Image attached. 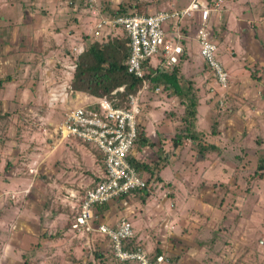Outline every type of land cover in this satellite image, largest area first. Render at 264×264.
<instances>
[{
	"label": "rangeland",
	"instance_id": "374dc122",
	"mask_svg": "<svg viewBox=\"0 0 264 264\" xmlns=\"http://www.w3.org/2000/svg\"><path fill=\"white\" fill-rule=\"evenodd\" d=\"M0 1V14L20 12L10 1ZM189 1L95 0L104 15L111 14L106 11L118 5L127 12L150 14L179 8ZM83 3L50 0L30 9L26 1L22 13L47 14L51 20L46 30L59 33L43 47L40 44L44 39L35 40L40 46L32 48L28 61L45 60L54 50L53 62L42 73L33 68L35 65L29 70L25 66L22 72L0 69V78L5 73L14 76L0 81V113H6L0 118V264H127L113 257L106 239L96 232L69 228L76 206H72L74 201L69 203L67 191H80L79 186H91L98 179L93 171L97 152L77 140L51 151L50 141L46 140L64 108L45 105L46 91L58 78L60 63L71 59L63 50L79 42L87 45L108 38L92 36L93 16ZM220 8L221 3L215 12ZM214 18L211 16V20ZM211 20L210 33L216 36ZM180 25L193 30L196 23L185 20ZM116 35L122 34L118 31ZM3 41L7 42V37ZM230 49L235 51V47ZM214 56L225 70L223 46L216 48ZM244 58L236 53V73L229 75L223 92L213 83L200 57L198 64L188 61L179 65V73L192 83L197 99L202 94L199 105L208 104L210 109L202 118L204 110L199 107L200 117L195 118L196 129L215 146L203 155L189 139H182L173 151L169 140L183 125L179 121L184 106L160 89H142L139 103L155 104L157 114L163 110L172 133L162 148L158 147L157 155L150 149L143 158L155 163L150 166V175H142L145 197L129 194L117 203L112 198L107 216L102 220L92 218V223L112 225L121 218L128 220L132 223L133 243L150 256L159 251L161 264H264V171L255 169L257 157L264 152V87L255 78L261 73L259 67ZM164 165L165 174L158 175ZM10 190L17 191L14 198L6 192Z\"/></svg>",
	"mask_w": 264,
	"mask_h": 264
},
{
	"label": "built area",
	"instance_id": "2783aa9c",
	"mask_svg": "<svg viewBox=\"0 0 264 264\" xmlns=\"http://www.w3.org/2000/svg\"><path fill=\"white\" fill-rule=\"evenodd\" d=\"M221 0H190L179 8L159 9L146 14H107L100 12L95 0H84L83 6L93 16L91 34L93 37L120 29L127 37L129 53L125 61L126 71L141 79V86L134 95H127V106H114L106 96H86L85 101L73 102L74 92L70 80L74 69L72 58L60 64L57 81L48 87L45 100L46 107L59 108L64 105L60 119L50 130L58 141L77 140L93 145L100 154L98 179L91 186H79L80 191L69 190L66 197L69 203L74 201L76 212L69 228L77 232L94 231L104 237L110 246L113 257L119 263L127 264H161L162 256L156 255L153 260L146 257L141 247L124 248L123 242L132 236L131 223L119 219L113 226L98 223L92 225V208L95 204L107 202L121 193L145 187V180L138 176L129 165L126 155L130 153L135 139L136 116L139 111V97L142 89L148 87L143 79L141 64L155 57L156 66L168 68L178 62L181 54L179 41L182 37L181 23L197 15L193 39L197 44L198 56L212 74L213 83L223 92L227 87V72L215 58L216 44L210 33L209 16L215 13ZM169 25L170 30L166 27ZM83 49L81 42L72 45L68 52L74 56ZM154 69V68H153ZM151 69L150 71H152ZM149 71V70H148ZM122 91V86L115 91ZM159 90L158 87L153 89ZM213 92V87H209ZM221 101H219L220 103ZM70 103V106H66ZM221 104V103H220ZM49 126V125H48ZM45 127L42 128L44 131ZM16 192L9 193L14 198Z\"/></svg>",
	"mask_w": 264,
	"mask_h": 264
},
{
	"label": "crops",
	"instance_id": "0c3cea01",
	"mask_svg": "<svg viewBox=\"0 0 264 264\" xmlns=\"http://www.w3.org/2000/svg\"><path fill=\"white\" fill-rule=\"evenodd\" d=\"M4 1H10L12 5L18 6V10H20L19 13H16L14 15L10 13L6 14H0V28L3 29L6 32L3 34V32H0V69L4 70H13L17 69L18 71L22 72L26 67H28L27 70L30 69V66L35 65L33 68H39V71L42 70L48 71L50 69V64L53 62V51H50L51 54L46 55V59L42 60L40 62L36 63H30L28 61V55L32 52V48H37L38 46H44L46 41H48L51 36H55L54 38H57V35L59 33L57 31H47L46 28L48 25V20H51L47 14H43L42 16H34L33 14L27 13V12H21V8L25 5L26 1H28V4L31 8L35 7H41L44 5V2L47 3V1L50 0H4ZM2 4V1H0V5ZM43 8V7H42ZM232 9V12L230 11ZM241 9H243L245 12H242ZM10 15L16 17L11 18ZM18 15V16H17ZM211 16L218 19V21L214 19L211 20ZM197 15L193 16V19H190L196 23L197 21ZM53 19V18H52ZM210 20L212 21V25L214 26V29L217 31L216 36L213 33L212 37H215V44L217 48H221L223 46L224 52L226 55V61L224 68L227 72V76L229 78V75L236 73V63L238 62V59H236V53L238 52V55H240L242 58L246 59L248 58L250 61L255 63L257 67H259V72L255 78L258 79V82L262 87H264V0H221V8L219 12L210 13ZM209 20V21H210ZM186 21H189L187 19ZM183 26V25H182ZM166 29L169 31L170 27L169 25L166 27ZM195 29V27H194ZM194 29L187 30L184 27H181V34L182 37L179 41V45L181 47V54L178 58V65L180 63H186L190 61L191 63L198 64L199 62V56L197 52V44L195 43L193 39L194 35ZM1 31V30H0ZM7 37V42H4L3 40ZM44 39L45 42H42L40 45H37L35 40ZM26 39V40H25ZM21 43V44H20ZM26 43V46L29 45L28 49H25L26 46L23 47V44ZM60 42H58L56 45H58ZM77 44V43H76ZM71 46V45H70ZM69 46V48H70ZM235 47V51H233L230 48ZM68 48V49H69ZM237 48V49H236ZM68 49L63 50L65 56L69 57L72 55V58H74V55L70 52H68ZM15 51V53H13ZM34 52V51H33ZM17 54L16 57L13 55ZM43 54V53H42ZM229 56V58H227ZM57 62L59 60H56ZM156 61V62H155ZM62 63H67L62 61ZM157 64V60L155 57L149 59L147 62V67L153 69ZM26 66V67H25ZM26 70V71H27ZM149 70V69H147ZM42 73V72H41ZM9 73H5L4 75L7 76V80H11L14 76L11 75L9 77ZM253 76V74H252ZM51 80V79H50ZM57 79L54 81L56 82ZM53 82V83H54ZM51 86V85H50ZM155 88V87H154ZM153 88V89H154ZM151 90V89H150ZM154 92V90H151ZM143 93V92H142ZM2 94L0 90V95ZM75 100L73 102H84L87 94L81 93V92H74ZM208 96L203 95L205 98ZM142 98V97H141ZM141 98L139 97L138 105H139V111L136 116V121L139 122L142 126V131L149 139L151 143H153L154 151L159 147L162 148V143H166L167 140H169L168 135L172 133L171 125L169 121H166L164 119L163 110L161 113L157 114L158 111L157 108L155 109V104L149 103V104H140ZM173 99H176L173 97ZM200 101H202V94L201 98L197 99V108H196V119L197 117H200L198 113V108L200 107L203 109L202 118H204L210 109L208 108V104H200ZM182 105V104H180ZM183 106V105H182ZM198 122V120H197ZM46 138L47 141H50L51 151L56 149L57 146H61L65 143H68L70 141H63L58 142L52 134H48ZM170 141V140H169ZM63 143V144H62ZM183 143H185L183 141ZM17 146V143L15 144ZM149 148L147 145L142 146L141 148H136V146H133V148L130 151V155L137 159H142L146 156V153H149ZM150 164L152 162H149ZM172 165V164H171ZM167 167V165H164L158 175L165 174L164 169ZM11 168H14L12 166ZM98 163H95L94 172L96 176L98 175ZM63 179V178H62ZM60 180V179H59ZM68 178L66 179V181ZM6 181V180H5ZM84 185V184H82ZM79 186V184H78ZM6 192H16L17 191H6ZM109 203V202H107ZM112 206V203H109L105 208L103 212H101V215H93V218L99 217L101 220L107 216L108 212H110L109 208ZM116 206V205H115ZM115 221L112 225L113 226ZM132 226V223H131Z\"/></svg>",
	"mask_w": 264,
	"mask_h": 264
},
{
	"label": "trees",
	"instance_id": "16d2710c",
	"mask_svg": "<svg viewBox=\"0 0 264 264\" xmlns=\"http://www.w3.org/2000/svg\"><path fill=\"white\" fill-rule=\"evenodd\" d=\"M206 1L210 3V0ZM106 12H110L114 15L134 13L132 11L127 12L125 8L120 5H118L117 9ZM191 19H193V17ZM118 31L122 35H116ZM103 37L104 39H106V37L108 38L104 41H91L87 45L84 44L80 53L76 54L74 58H72L71 55L75 64L70 80L71 89L73 92H81L90 96H106L112 101L114 106H127V95H134L141 86V79L126 71L125 61L129 53V48L126 45L128 39L120 29L111 31ZM141 68L144 71L143 79L148 82V87L151 90H153L154 87H158L167 95L176 98L180 104L184 106L181 121H179V123H183V125L170 137V145L173 151L179 148L182 139H189L191 145L199 154L203 155L206 152H211L215 148L214 144L205 140L202 132L196 129L197 97L191 87L192 83L179 73L178 63L168 68L155 66L152 71H148L147 62L144 61L141 64ZM1 79L6 80L7 76L1 77L0 81ZM119 86H122V91L116 90L114 93H111V91ZM5 116L6 113H0V118ZM88 145L92 146L97 152L96 161L99 162L101 158L99 152L93 145ZM144 145H147L149 149H154L153 143L145 137L141 124L136 121L133 146H136L138 149ZM159 150L157 148L154 153L157 155V151ZM129 154L130 153L126 155V160L136 171L138 176L142 177L144 174H151V168L155 165L154 162L150 164L149 162H145L143 158L137 159ZM255 169L264 171V152L257 157ZM156 180V178L153 179V181ZM146 191L145 185L142 189H134L126 193H121L115 197L114 202L117 203L121 199L124 200L129 194L136 195L138 198L143 199ZM107 202L95 204L92 208V216L96 214L98 216L101 215V212H103L106 209L105 207L109 204ZM94 219L96 218L94 217ZM96 222L92 223L91 221L92 225L97 224ZM123 246L124 248H133L137 245L133 243L131 238L129 241L123 242ZM158 252L159 251L156 250L155 255L152 256L148 254L145 255L150 260H153L156 255H159L157 254Z\"/></svg>",
	"mask_w": 264,
	"mask_h": 264
}]
</instances>
